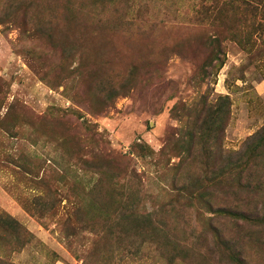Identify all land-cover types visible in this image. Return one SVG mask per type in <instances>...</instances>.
<instances>
[{
	"label": "rangeland",
	"instance_id": "rangeland-1",
	"mask_svg": "<svg viewBox=\"0 0 264 264\" xmlns=\"http://www.w3.org/2000/svg\"><path fill=\"white\" fill-rule=\"evenodd\" d=\"M244 1L253 3L0 0V214L33 236L18 248L15 235L0 231L9 264H160L164 236L146 237L136 224L115 220L138 182L148 209L169 207L164 216L175 220V238L193 235L206 213L180 207L189 202L184 186L203 172L199 136L215 125L208 158L222 167L228 153L264 127V36L253 33ZM221 98H228V114L218 112L225 109ZM98 167L108 172L98 177ZM131 170L139 177L130 183ZM257 173L264 177L263 159ZM96 180L113 221L104 233L80 225L69 248L60 236L62 218L103 219L90 213L91 197L83 214L73 206ZM221 190L212 195L218 208L233 202ZM38 196L62 201L44 223L25 208ZM256 210L252 218H263L264 207ZM219 226L236 251L239 236L247 237V264H264V228ZM170 250L182 256L178 247ZM225 251L216 246L210 260L167 259L226 264Z\"/></svg>",
	"mask_w": 264,
	"mask_h": 264
},
{
	"label": "trees",
	"instance_id": "trees-1",
	"mask_svg": "<svg viewBox=\"0 0 264 264\" xmlns=\"http://www.w3.org/2000/svg\"><path fill=\"white\" fill-rule=\"evenodd\" d=\"M253 3L243 2L241 9L250 10L253 13V24L250 26L253 33L261 32L264 36V0H249ZM261 13V14H260ZM252 33V34H253ZM223 66V61L219 64L218 70ZM225 103V109H219L218 112L221 114H228V98H221ZM218 118V117H217ZM217 121H215L216 123ZM215 125H212L206 134L199 136V143L201 144L200 156L202 157V175L196 176L194 184H191L183 188L185 194H187L188 203L183 205V209L193 210V211H203V215L200 222L197 219V223L192 228L193 235L184 239L175 238V231L179 230L177 225H174L175 220L165 217L164 215L168 212V206H158L152 209H148L144 204V199L141 196L143 191L142 183L138 182L137 186L128 188V208H123L117 213H121L120 218L115 219L119 223L124 221L128 224L134 225L137 233L141 231V235L146 237H154L155 235L164 236L166 239L160 241L159 246L165 248V251L160 255V264H171L169 261L175 263L185 262L188 257L198 256L203 260H210V257L214 254L215 247H223L226 264H247L242 258V250L245 247L244 243L247 237L239 236V245L241 249L234 250L233 241L224 240L223 235L227 236L226 230H221L219 222L233 223L236 227L244 229L245 226H253L256 224L258 227L264 228V214L263 218H252L255 217L258 212L259 206L264 207V177L259 176L258 167L260 160H264V153L257 155V152L264 148V127L255 136H252L244 146L241 151L228 153L224 161L222 162V167H216L214 164L209 163V150L208 145L210 143L212 133ZM220 128L216 131V136L213 138L215 142H218ZM211 132V135H210ZM194 138L188 143L189 157L193 156L194 149L193 145ZM188 140L186 141V143ZM155 152L146 153L143 158L147 156H153ZM185 162V159L181 161ZM219 165V164H217ZM211 167V168H209ZM97 171L95 173L100 174L108 172L104 167L95 168ZM138 173L136 170H131L129 175V182H134L138 180ZM99 180H96L89 191L84 194L82 200L74 203L75 212L83 214L87 210L86 200L91 197L90 213H95L99 217H103L100 223L95 219L89 218L87 220H81L80 216L75 214L64 220L62 218V228L60 230L61 240L69 247L72 248L75 241V231L83 225L88 232L92 234L96 232L104 233L103 229L106 227L107 223L112 220L107 205L102 203L98 197L99 192L103 189L100 185ZM215 187H220L223 189L220 193L227 194L228 197H233V202L225 203L223 206L218 208L214 202H212L213 191ZM187 192V193H186ZM182 193V192H181ZM262 193L263 196L260 195ZM58 199V195H55ZM80 197V198H81ZM263 197V198H262ZM44 197H39L34 199V203L25 206L26 210L32 212L40 221L44 223L43 220H47L51 214L50 212L54 210V215L58 214V209L61 205V200H52L48 203ZM98 198V199H96ZM255 198V202L252 203L250 199ZM257 198L259 200H257ZM76 199V198H75ZM36 204V205H35ZM37 206L39 210L37 211ZM57 210V212H55ZM173 210V208L171 209ZM34 211V212H33ZM254 213V214H253ZM107 214V215H106ZM106 215V216H105ZM202 215V214H201ZM255 215V216H253ZM114 220V221H115ZM113 221V220H112ZM111 221V222H112ZM218 225V226H217ZM0 231L3 233L11 232V235L16 236L17 247L24 248L32 242V234L25 229L18 221L6 214H0ZM193 239V240H192ZM4 239L0 237V243ZM213 244V247L210 245ZM229 247V248H225ZM171 247H178L182 253V256L170 255ZM5 246L0 244V264H9L6 257L10 256L4 250ZM168 255V259H167ZM206 262V261H205Z\"/></svg>",
	"mask_w": 264,
	"mask_h": 264
},
{
	"label": "crops",
	"instance_id": "crops-1",
	"mask_svg": "<svg viewBox=\"0 0 264 264\" xmlns=\"http://www.w3.org/2000/svg\"><path fill=\"white\" fill-rule=\"evenodd\" d=\"M260 88L262 91H264V84H261Z\"/></svg>",
	"mask_w": 264,
	"mask_h": 264
}]
</instances>
